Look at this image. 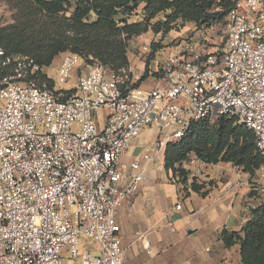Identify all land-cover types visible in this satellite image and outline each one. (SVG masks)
<instances>
[{
    "label": "built area",
    "instance_id": "1",
    "mask_svg": "<svg viewBox=\"0 0 264 264\" xmlns=\"http://www.w3.org/2000/svg\"><path fill=\"white\" fill-rule=\"evenodd\" d=\"M222 5L223 21L182 37L166 59L155 53L150 88L71 53L52 77L0 47V264H66L64 252L68 264H124L122 201L144 181L142 162L159 163L195 122L234 119L264 156V0H216L214 10ZM73 79L78 89L62 87ZM146 129L157 148L127 174L121 157Z\"/></svg>",
    "mask_w": 264,
    "mask_h": 264
},
{
    "label": "trees",
    "instance_id": "2",
    "mask_svg": "<svg viewBox=\"0 0 264 264\" xmlns=\"http://www.w3.org/2000/svg\"><path fill=\"white\" fill-rule=\"evenodd\" d=\"M6 1L16 10L14 23L0 28V47L7 53L33 58L45 68L71 53L114 73L130 70L129 48L150 30L154 35L167 34L180 21L209 27L227 13V5L214 10L216 0ZM133 17L140 19L131 21ZM161 17L165 21L155 23ZM157 51L153 46L150 61ZM191 156L208 165L231 164L248 174L250 181L264 167L253 131L226 117L213 124L193 123L184 138L165 148L164 169L179 178L184 191L202 193L205 186L195 180L189 183L191 172L184 167ZM221 236L228 247L240 246L243 264H264V200L251 209V219L240 232L224 230Z\"/></svg>",
    "mask_w": 264,
    "mask_h": 264
},
{
    "label": "crops",
    "instance_id": "3",
    "mask_svg": "<svg viewBox=\"0 0 264 264\" xmlns=\"http://www.w3.org/2000/svg\"><path fill=\"white\" fill-rule=\"evenodd\" d=\"M183 32L180 35L185 38ZM175 38L165 36L161 45L167 47ZM151 41L140 36L130 47ZM140 64L130 57V70L136 77L143 76ZM147 84L142 83L150 88ZM159 140L148 129L134 139L121 157L123 171L135 174L131 163L145 150L155 151ZM184 167L191 172L189 183L195 180L205 186L202 193L206 195L184 191L173 173L164 169V153L159 163L142 162L145 179L135 195H126L118 211L124 264H243L240 246L228 247L221 235L224 230L240 232L251 219V209L262 202L257 194L252 195L255 189L248 174L231 164L208 165L198 159L194 166L187 162Z\"/></svg>",
    "mask_w": 264,
    "mask_h": 264
},
{
    "label": "rangeland",
    "instance_id": "4",
    "mask_svg": "<svg viewBox=\"0 0 264 264\" xmlns=\"http://www.w3.org/2000/svg\"><path fill=\"white\" fill-rule=\"evenodd\" d=\"M13 4L8 3L6 0H0V28L11 25L14 23V18H15V14H16V10H14L13 8ZM140 18L137 17H133L132 19H130L131 21H139ZM165 21L164 17H161L160 19H157L155 21V23L157 21ZM207 28H198L195 24L193 23H186L183 24L181 21L174 26V28L167 34H161V35H154L153 32L150 30L151 33H149L148 35L144 34L142 35L144 38H152V41L150 43L151 47L156 46L158 47V51L156 52L157 56L160 57L161 59H166L167 56L175 51V46H177L178 41L183 37L182 35H180L181 32H183L184 34H186L185 37H190V35H196L199 33L200 30H205ZM179 34V35H178ZM172 35L173 37L178 36V39H174L172 42H170V44L167 47H163L161 45V41L165 36H169ZM149 36V37H148ZM182 36V37H181ZM138 39V38H137ZM170 39V38H169ZM145 45V43H144ZM129 55L131 57L132 60H137L139 62H142V64H140L141 69L143 70V77L148 74V76L146 78H144V82H148L147 85H154L155 81L150 77L149 75V67H150V56L147 57V51L145 50V47H136L134 46L133 43V47L129 48ZM154 58V57H153ZM59 59H56L53 64L51 65V67L46 68V72H48V74H50L52 77H56L57 76V69L59 66ZM142 77V78H143ZM65 89H78V83L76 79L71 80L70 82L64 84L62 86ZM79 92V91H78ZM197 158L195 156H191V158L189 159V164H191V166H194L196 164ZM237 168V167H236ZM238 170H241L239 168H237ZM236 169V170H237ZM193 171V170H191ZM242 171V170H241ZM175 182L177 184L180 183L179 178L176 177L174 178ZM250 184L253 186V189H256V193L257 196L260 198L258 199L259 201H263L264 200V178H262L261 174H257L256 177L253 178L252 181H250ZM259 201L257 203H259ZM86 245V239L84 237L81 238V245H80V251L82 252V250L84 249ZM63 257L65 258V263L68 264V254L64 252Z\"/></svg>",
    "mask_w": 264,
    "mask_h": 264
}]
</instances>
